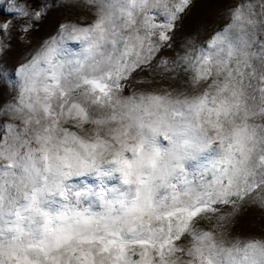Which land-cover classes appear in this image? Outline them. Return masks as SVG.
Instances as JSON below:
<instances>
[{"label":"snow or ice","instance_id":"snow-or-ice-1","mask_svg":"<svg viewBox=\"0 0 264 264\" xmlns=\"http://www.w3.org/2000/svg\"><path fill=\"white\" fill-rule=\"evenodd\" d=\"M193 4L0 0V264H264V0Z\"/></svg>","mask_w":264,"mask_h":264},{"label":"rangeland","instance_id":"rangeland-1","mask_svg":"<svg viewBox=\"0 0 264 264\" xmlns=\"http://www.w3.org/2000/svg\"><path fill=\"white\" fill-rule=\"evenodd\" d=\"M234 0H194L193 7L188 16L184 19L182 27L177 31V42L187 34H192L194 39L207 41L214 29L222 27L226 23L228 10L233 6ZM80 18L83 22L90 23L93 19L91 13L86 9H58L56 19L76 20ZM51 33V27L45 25L40 32L32 35L33 44L46 38ZM175 53L171 49L162 52L163 56L171 57ZM26 55V46L23 43L14 42V47L9 53L8 61L16 64ZM11 92L0 86V103L10 98ZM95 184L94 180L90 181ZM264 231V213L259 209H248L236 225L235 232L242 235H259Z\"/></svg>","mask_w":264,"mask_h":264}]
</instances>
